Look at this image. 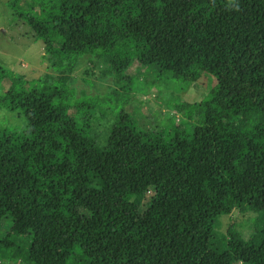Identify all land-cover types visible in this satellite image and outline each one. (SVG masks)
<instances>
[{"label":"trees","instance_id":"16d2710c","mask_svg":"<svg viewBox=\"0 0 264 264\" xmlns=\"http://www.w3.org/2000/svg\"><path fill=\"white\" fill-rule=\"evenodd\" d=\"M8 6L43 42L53 74L0 68L4 101L28 121L24 134L0 127V253L21 264H264V0ZM83 58L216 83L180 104L190 117L168 140L121 111L100 148L91 122L101 99L70 84ZM234 209L258 222L246 239L230 224L217 248L216 220Z\"/></svg>","mask_w":264,"mask_h":264},{"label":"rangeland","instance_id":"374dc122","mask_svg":"<svg viewBox=\"0 0 264 264\" xmlns=\"http://www.w3.org/2000/svg\"><path fill=\"white\" fill-rule=\"evenodd\" d=\"M10 0H0V68L12 70L26 79H37L53 74L43 56L41 40L35 39L31 30L18 20L8 6ZM31 1V0H30ZM103 63L91 64L83 58L71 75L70 84L76 96L98 95L101 102L94 110L91 122V140L97 147H104L110 128L121 111L130 112L140 130L159 132L168 140L173 127L186 128L184 121L190 117L180 105L182 102L197 103L206 98L215 86V78L203 73L196 81L185 83L182 79L163 78L156 80L148 71L134 75L131 64L107 68ZM87 70L88 74L84 73ZM130 91H127L126 88ZM196 121L195 117L192 119ZM232 126H242L244 120L233 117ZM0 127H10L24 134L28 121L18 110H13L3 99L0 88ZM258 222V213L232 210L216 220L214 243L219 247L227 239V228L233 225L242 239H246ZM6 231V224L0 225V233ZM0 264H21L16 253H0ZM235 264H244L236 262Z\"/></svg>","mask_w":264,"mask_h":264}]
</instances>
